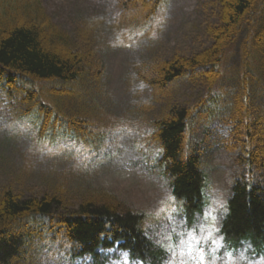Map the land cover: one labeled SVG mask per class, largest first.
<instances>
[{
    "label": "trees",
    "instance_id": "obj_1",
    "mask_svg": "<svg viewBox=\"0 0 264 264\" xmlns=\"http://www.w3.org/2000/svg\"><path fill=\"white\" fill-rule=\"evenodd\" d=\"M119 23L127 36L148 34L170 0H119ZM43 0H0V93L19 106L16 120L32 125L40 140L78 146L96 157L109 130L104 121L105 76L98 55L99 20L84 19L74 34L47 12ZM214 20L205 25L211 41L190 55L156 56L136 67V77L152 95L133 106L148 132L139 151L152 170L166 179L179 209L191 220L205 204L207 174L192 138L198 121L208 122L226 105L244 119L246 161L264 168V0H215ZM240 88L224 103L223 64L242 32ZM185 79L205 86L194 101L183 103L173 88ZM262 98V103L258 99ZM261 139V141H260ZM101 192L70 206L64 192L22 197L0 194V264H34L44 247L50 256L72 260L121 242L132 259L162 264L163 250L146 231L145 211L122 209L118 198ZM104 197V198H103ZM107 198V199H106ZM229 248L252 242L264 251V188L251 178L238 181L221 226ZM48 244V245H47Z\"/></svg>",
    "mask_w": 264,
    "mask_h": 264
},
{
    "label": "rangeland",
    "instance_id": "obj_2",
    "mask_svg": "<svg viewBox=\"0 0 264 264\" xmlns=\"http://www.w3.org/2000/svg\"><path fill=\"white\" fill-rule=\"evenodd\" d=\"M214 2L170 0L155 22L151 36L126 40L118 35L120 31L108 25L122 10L118 0H45L53 19L71 32L84 19H101L99 45L107 84L105 88L99 85L100 90L103 89L99 102L104 107L102 112L107 124L111 123V135L95 158L78 146L60 144L56 148L43 143L38 146L32 130L14 125L11 103L0 97V193L3 186H9V189L11 186L19 194L40 197L62 189L69 204L76 207L84 197H94L99 190H109L117 196L122 209L127 206L152 215L149 232L154 241L164 247L167 258L171 256L168 245L178 248L181 240L188 239L189 233L200 241L198 247L210 251L214 246L212 239L222 237L217 229L232 186L246 176L244 119L233 114L231 107L226 105L208 128L200 120L193 129L192 137L208 174L205 192L208 203L202 213L188 223L172 205L174 200L164 178L142 161L136 149L139 138L148 132V126L132 108L152 94L150 87L136 79V65L156 56L190 55L206 46L209 39L204 28L214 20ZM245 35L246 32L242 37ZM241 42L240 37L222 67L224 103L241 93ZM203 91L201 82L188 80L174 87L176 98L183 103L194 101ZM258 101L262 103V98ZM252 178L256 184H264V170L252 168ZM208 232H212V237L206 239ZM228 252L237 258L244 256L241 264L264 256V253L256 255L250 243L228 251L223 239L222 247L215 255L223 257ZM119 253V262L108 264H142L130 261L126 251ZM47 262L45 264H68L57 258ZM89 263L90 259H80L77 264Z\"/></svg>",
    "mask_w": 264,
    "mask_h": 264
},
{
    "label": "clouds",
    "instance_id": "obj_3",
    "mask_svg": "<svg viewBox=\"0 0 264 264\" xmlns=\"http://www.w3.org/2000/svg\"><path fill=\"white\" fill-rule=\"evenodd\" d=\"M227 211V210H225ZM219 229H217V232ZM212 237V232H208V238ZM223 237L212 239L210 251L204 247H198L200 243L196 236L189 233L187 240H181L178 248L168 245L171 256L166 258L164 264H241L245 259L244 256L234 257L231 252L226 253L223 257H217L215 253L222 247ZM248 264H264V256H257L249 260Z\"/></svg>",
    "mask_w": 264,
    "mask_h": 264
}]
</instances>
